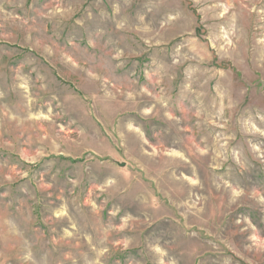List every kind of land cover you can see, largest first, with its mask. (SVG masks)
Here are the masks:
<instances>
[{
  "label": "rangeland",
  "instance_id": "374dc122",
  "mask_svg": "<svg viewBox=\"0 0 264 264\" xmlns=\"http://www.w3.org/2000/svg\"><path fill=\"white\" fill-rule=\"evenodd\" d=\"M0 264H264V0H0Z\"/></svg>",
  "mask_w": 264,
  "mask_h": 264
}]
</instances>
